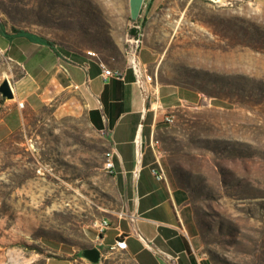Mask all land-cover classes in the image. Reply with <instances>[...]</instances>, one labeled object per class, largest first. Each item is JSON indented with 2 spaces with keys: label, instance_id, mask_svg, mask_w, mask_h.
<instances>
[{
  "label": "rangeland",
  "instance_id": "1",
  "mask_svg": "<svg viewBox=\"0 0 264 264\" xmlns=\"http://www.w3.org/2000/svg\"><path fill=\"white\" fill-rule=\"evenodd\" d=\"M129 1L0 0V22L183 91L158 150L194 247L211 264H264V0H147L137 20ZM20 72L0 48V85ZM107 150L86 117L47 113L0 143V264H89L90 230L118 203Z\"/></svg>",
  "mask_w": 264,
  "mask_h": 264
},
{
  "label": "crops",
  "instance_id": "2",
  "mask_svg": "<svg viewBox=\"0 0 264 264\" xmlns=\"http://www.w3.org/2000/svg\"><path fill=\"white\" fill-rule=\"evenodd\" d=\"M129 2L137 20L147 0ZM0 48L21 71L10 80L14 98H0V143L47 113L61 127L86 117L108 150H115L114 173H106L118 203L102 218L109 226H92L89 233L101 264H211L194 247L186 191L168 176L159 180L153 174L163 167L158 149L164 118L189 102L185 93L149 83L131 66L105 63L88 51L52 48L31 35L9 39L0 33ZM101 62L121 70L123 78L105 81ZM124 240L126 247L119 248Z\"/></svg>",
  "mask_w": 264,
  "mask_h": 264
},
{
  "label": "built area",
  "instance_id": "3",
  "mask_svg": "<svg viewBox=\"0 0 264 264\" xmlns=\"http://www.w3.org/2000/svg\"><path fill=\"white\" fill-rule=\"evenodd\" d=\"M96 57H98L97 53H96ZM100 64L102 66V78L105 81H108L110 78H119V79L123 78L124 74L121 70L112 69L103 62H101ZM145 79L149 83L158 85L157 81L154 79V77L152 75H146ZM175 119L176 118H175L174 113H168V114H166V116L164 118V122L168 125H171L175 122ZM114 155H115V150L113 147H111L105 153L104 168L107 170L108 174L114 173ZM153 174L159 180H166L167 179V173L162 166H159L158 168L153 169ZM96 225L98 228L103 229V228L109 226V221L107 219L97 221ZM118 247L119 248H125L126 247V241L125 240L124 241H118Z\"/></svg>",
  "mask_w": 264,
  "mask_h": 264
},
{
  "label": "water",
  "instance_id": "4",
  "mask_svg": "<svg viewBox=\"0 0 264 264\" xmlns=\"http://www.w3.org/2000/svg\"><path fill=\"white\" fill-rule=\"evenodd\" d=\"M215 1V0H213ZM0 93L4 98H14V90L10 80H4L0 85ZM81 257L92 264H101L102 254L96 247L85 248L81 251Z\"/></svg>",
  "mask_w": 264,
  "mask_h": 264
},
{
  "label": "trees",
  "instance_id": "5",
  "mask_svg": "<svg viewBox=\"0 0 264 264\" xmlns=\"http://www.w3.org/2000/svg\"><path fill=\"white\" fill-rule=\"evenodd\" d=\"M151 1H153V0H151ZM14 32L16 33V34H15L16 37H21V36H25V35H26V34H22V32L19 31V30H14ZM0 33L3 34L4 36L8 37L9 39L12 38L11 34H9V33L5 30V28L2 26V23H1V22H0ZM31 37H32V39L35 40V41L46 42L48 45H50L52 48H54L53 43L50 42V41H48V40H45V39H43V38H40V37H38V36H33V35H32ZM0 98H1V93H0ZM0 101H1V99H0Z\"/></svg>",
  "mask_w": 264,
  "mask_h": 264
},
{
  "label": "bare ground",
  "instance_id": "6",
  "mask_svg": "<svg viewBox=\"0 0 264 264\" xmlns=\"http://www.w3.org/2000/svg\"><path fill=\"white\" fill-rule=\"evenodd\" d=\"M220 1H222V0H215L214 2H220ZM89 54L92 56H96V53L93 51H90ZM137 70H140L138 66H137Z\"/></svg>",
  "mask_w": 264,
  "mask_h": 264
}]
</instances>
